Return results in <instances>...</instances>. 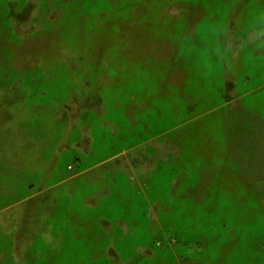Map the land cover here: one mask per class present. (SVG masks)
Returning <instances> with one entry per match:
<instances>
[{"label": "rangeland", "instance_id": "obj_1", "mask_svg": "<svg viewBox=\"0 0 264 264\" xmlns=\"http://www.w3.org/2000/svg\"><path fill=\"white\" fill-rule=\"evenodd\" d=\"M0 156L30 264H264V0H0Z\"/></svg>", "mask_w": 264, "mask_h": 264}, {"label": "crops", "instance_id": "obj_2", "mask_svg": "<svg viewBox=\"0 0 264 264\" xmlns=\"http://www.w3.org/2000/svg\"><path fill=\"white\" fill-rule=\"evenodd\" d=\"M36 160H40V158L36 157ZM16 165H18L17 162ZM2 170H6V168L2 167ZM1 178L0 175V244H6L8 248L5 250L0 249V259L5 260L7 264H23L21 260L23 254L27 258V264H30L29 259L32 257L29 258V255H35L36 250H38V245L29 246L27 253L16 251L14 240L17 234V223L14 214L17 213L19 208L33 203L35 197L34 192H31L32 186L19 182H12V179L8 180L7 177L5 178L6 182H3ZM4 223H7L10 227L2 228ZM31 235L34 239L38 238V240L41 241V231ZM38 260L39 259H35L32 261L37 262Z\"/></svg>", "mask_w": 264, "mask_h": 264}, {"label": "trees", "instance_id": "obj_3", "mask_svg": "<svg viewBox=\"0 0 264 264\" xmlns=\"http://www.w3.org/2000/svg\"><path fill=\"white\" fill-rule=\"evenodd\" d=\"M11 145V144H10Z\"/></svg>", "mask_w": 264, "mask_h": 264}]
</instances>
